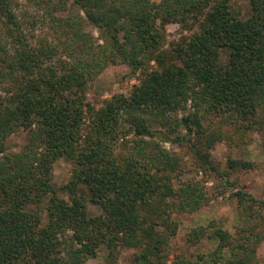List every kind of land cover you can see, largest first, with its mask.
I'll list each match as a JSON object with an SVG mask.
<instances>
[{
	"label": "trees",
	"instance_id": "obj_1",
	"mask_svg": "<svg viewBox=\"0 0 264 264\" xmlns=\"http://www.w3.org/2000/svg\"><path fill=\"white\" fill-rule=\"evenodd\" d=\"M232 1L0 0V264H87L100 247L108 250L100 264H117L121 248L135 250L133 264H167L175 214L229 190L245 227L236 235L216 220L199 225L188 241L218 245L171 264H263L264 199L231 179L255 162L221 167L211 150L225 134L204 123L235 116L264 147V0H249L246 16ZM170 23L191 34L168 52ZM119 63L140 71V84L96 108L85 100L89 86ZM20 129L28 141L14 151L7 142ZM167 142L194 154L214 190L175 182L183 156ZM60 158L74 164L60 187L69 199L52 180Z\"/></svg>",
	"mask_w": 264,
	"mask_h": 264
},
{
	"label": "rangeland",
	"instance_id": "obj_2",
	"mask_svg": "<svg viewBox=\"0 0 264 264\" xmlns=\"http://www.w3.org/2000/svg\"><path fill=\"white\" fill-rule=\"evenodd\" d=\"M24 4L26 0H18ZM160 1V0H155ZM232 5L236 11L246 16L250 11L249 0H233ZM89 29L98 36V31L94 27ZM191 34L179 23H170L166 25L163 48L171 52L173 45L178 43L184 36ZM226 55H223V61H226ZM156 63L150 62V69H154ZM142 73L134 71L131 66L119 63L111 64L106 67L98 76L96 81L89 86L85 100L90 101L93 106L100 108L104 102L111 99L115 94L129 95L134 86L140 84ZM188 112V111H186ZM185 112L180 111L179 116ZM204 123L210 129H221L225 134L223 140L216 142L212 147V156L215 161L226 167L228 160L243 159L255 162V167L249 170H242L233 173L231 179L236 182V189H243L258 198L264 199V147L260 133L258 131L244 130L240 128L242 125L236 121L235 116L229 114H209L206 116ZM243 127V125H242ZM182 133L185 130L181 129ZM28 141V131L20 129L12 134L8 139V144L11 149L17 151L21 149ZM170 150L177 151L183 156L184 173L180 178H175V182L179 179L184 180H204L209 189L214 190L215 180L212 177H207L202 173L199 167L195 164L194 154L187 148L178 144L164 143ZM119 147V146H118ZM117 147V153L122 152V146ZM74 164L66 158L58 159L53 168V184L57 188L59 196L69 199L67 191L60 187L67 183L72 177ZM232 190H229L224 196L212 200L198 211L193 213H178L175 218L180 222V227L176 236H174L169 245V256L167 264H171L176 255H185L188 257H196L198 253H210L217 245L218 241L210 239L207 236L202 237L196 245L188 241L189 234L193 228L199 225H207L210 221L216 220L222 223L225 228L231 233H239L240 227L244 224L240 221L238 214V204L233 198H229ZM235 191V190H234ZM91 212L95 214L101 213V208L90 204ZM245 227V226H244ZM260 262L264 264V242L258 250ZM99 255L91 258L87 264H100L104 257L108 254L105 247H100ZM135 250L132 248H121L117 257V264H133Z\"/></svg>",
	"mask_w": 264,
	"mask_h": 264
}]
</instances>
